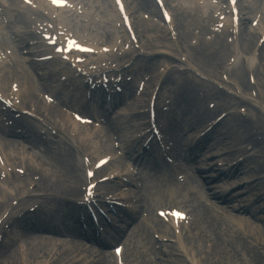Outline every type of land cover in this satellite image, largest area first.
Returning a JSON list of instances; mask_svg holds the SVG:
<instances>
[{
	"label": "rangeland",
	"instance_id": "rangeland-1",
	"mask_svg": "<svg viewBox=\"0 0 264 264\" xmlns=\"http://www.w3.org/2000/svg\"><path fill=\"white\" fill-rule=\"evenodd\" d=\"M148 1L151 2V0H148ZM177 1L176 0H169V2L174 4V5L177 4ZM247 2H249V0L248 1L243 0L242 5L247 4ZM258 2L259 1H257V3ZM260 6L262 7L263 5L261 4ZM139 8H140V5H139ZM257 10H260V9L257 8V9L252 10V13L249 15L254 14V12ZM141 11H143V9H141ZM247 19H248V17H247ZM143 21H145V20L143 19ZM246 26L248 27V23L246 24ZM178 28L180 30L179 42L182 43L180 46L182 49L187 50V49H189V47H187V45L190 43L189 38L192 37V34L190 31H188L186 29L185 24L182 25L181 27H178ZM188 32H190L189 36H187ZM253 32H258V31L256 30ZM153 33H154V35L158 34L159 30H157V29L153 30ZM241 34H242L241 45L244 48V50H242L239 53V58L241 59V62L238 64V66L243 65L247 68L246 63H245V61H247V59L253 65V71L251 70V67H249L246 71H244L242 73L245 82L246 83L248 82V86H247V89H245V92L242 91V89L244 87L240 86L241 83H240V80H239L238 75L236 73V71L238 70V66L233 70V74L235 76L234 75L229 76V83L224 82L222 75L220 76V74H224L228 78L229 69L227 66L225 67V62L232 53L231 47H229V44H228L224 48L223 56L220 57V49L218 48V46L227 43L224 40V37H222L223 43L209 44L205 49H197V47H199V45L192 47V51H189V58H188V62H189L191 67L190 66L185 67V68H189L187 70L191 69L190 70L191 72L187 73L188 75L186 74L188 76L187 82L191 86L194 87V92L196 95H199L202 93L204 94L208 91L209 100L211 99V96H215L216 98L218 96L220 99L219 101L222 105L223 104L227 105V104H225L226 100H224L220 97V94L218 93L219 91L223 95H226V96H231V93L234 92L231 90L232 86H235L236 89L238 88V91H242V96H241L242 99L233 97V100L230 101L231 103L233 101L235 102L234 105H236V106H234V107H236V108H233V106H231V103L227 107L230 111H232V116L230 117V119H229L228 123H226V125H232V124L235 125V127L234 126L232 127L233 130L229 131V132H231V135H232V138H229V139H232L231 142H233V140H234V142L237 141L239 136H236L238 131H235V129H236L237 125H239L238 119L240 118L250 125V133H251V135H256V142H262L264 144V80L257 81V86L255 87V89H252L253 91L252 90L250 91V88L254 87V86H252L248 81L249 79H247V77L251 73H253V75H255V73L258 72V73L264 75V43L258 48V54H257V52L251 51L250 55L247 56V54H249V53L248 52L246 53L245 50L250 51L254 48L255 42H256L259 34L256 33L254 35V38H253L254 43L251 41L252 36H251V34H248L247 30L241 31ZM159 38L162 42L156 43V45H155L156 49H158V50L165 49L177 58L180 57L179 53L184 52V51H180V49L168 48L167 46H169V43H168L169 40L167 39V37H165V38L159 37ZM145 42L147 44H149L148 45L149 48L153 47V45L151 44V42L149 40L145 41ZM194 49H196V51H194ZM192 54H197V55L192 57ZM242 60H245V61H242ZM219 62L221 63V68H216L218 66ZM161 64L162 63H159L158 66H161ZM259 68L261 70H258ZM155 70H158V69H155ZM240 71H242V69H240ZM197 73L211 79L212 81H215L216 83L221 82L222 84H220V83L212 84L209 81L208 82L204 81L197 76ZM263 75H261V76H263ZM173 79L177 80L176 77H174ZM180 81H181V79H180ZM202 83H204V85ZM221 86L225 87V90L222 89ZM254 91L259 94L258 98H256L255 101L248 102V98L251 96V93L253 95ZM217 100L218 99H216L214 101H217ZM239 105H244V107L248 108V110H247L248 115H246V117H243L237 113V106H239ZM188 109H189V106H188ZM53 142L56 145L57 142H60V140L56 142V139H54ZM234 142L232 143L233 146H230V148H231V150H236V151H238L243 145L248 143L247 141H240V142H244V143L235 145ZM76 149H77V152L75 153V155L78 159V163H81L80 154L82 152H88V150L84 147H81V146H78ZM253 160H257V162H261V163L263 162L264 163V158H254ZM45 161H47V160H45ZM253 164H255V162ZM253 164H251V166ZM49 167L52 168L51 166H49ZM56 170H57V167L55 166L53 174L56 173ZM49 171L51 172V170H49ZM58 172L61 174L60 171H58ZM25 203H26V206H29L31 201L26 200ZM151 220H152L151 221L152 223L149 225V227H146L145 229L141 228L140 232L138 233V236L135 237V239H133L131 242H128V247H129V252H130L131 258L133 260L135 259L136 263H140L141 262L140 257H142L144 255V252L146 250H149L150 252L156 251L157 254H159V252L161 250H166V252H168V253L170 252L168 254V256L166 257L168 260L167 263H170V264H186L185 259L183 257V254L179 250L176 249L177 248L176 243H169V242H165V243L157 242L158 244L153 243V241L155 240L153 237V233L154 232L159 233L160 231H158V229L154 228V225L158 223L157 219L154 216H152ZM134 228L135 227H132V230ZM19 234L20 233L17 234V230H15L13 232V235L17 238H18ZM13 235L9 234V236H13ZM226 235H228V232L225 235H223L224 239H227ZM141 236H143V237L147 236V238L142 239ZM8 240H10V238L9 239L7 238V241ZM17 242H19V245L17 247V248H19L18 253H17L18 258L20 260L22 259L25 262L26 260L24 258H25V256H27L26 255L27 254V242L25 239H22L21 241L18 239ZM185 243L188 244L186 242V240H185ZM224 243L225 242H222L217 246L218 248H220L217 250V252H220V255L225 258V260H223L222 264H231L230 261H232V258H233L232 254L234 255L235 258H237V259H234L236 264H254V263L259 264L258 262L260 260H258V262L256 263L255 261H257V260H255L252 257V253L249 254L250 256L246 255L247 252H246L245 245L241 244L238 241L235 242V246L229 242L226 244H224ZM181 245L183 246L184 244H181ZM13 248L16 250V245ZM236 248L238 250H236ZM64 251H60V253H63ZM106 253H110V252L107 251ZM74 255L75 254H73V256ZM82 258H83V255H79L77 257V259H81V260H82ZM106 258H108V257L106 256ZM3 261H5V264H14L15 263L14 255L12 257L11 254L8 255V252H5V254L3 255ZM111 261L114 264L115 260L113 257L111 258ZM260 262H261L260 264H264L263 261H260ZM38 264H51V259L40 258ZM62 264H65V263H62ZM102 264H107L105 262V259L102 260Z\"/></svg>",
	"mask_w": 264,
	"mask_h": 264
},
{
	"label": "bare ground",
	"instance_id": "bare-ground-1",
	"mask_svg": "<svg viewBox=\"0 0 264 264\" xmlns=\"http://www.w3.org/2000/svg\"><path fill=\"white\" fill-rule=\"evenodd\" d=\"M255 1L256 0H249L248 3L253 4V2H255ZM258 1H261V0H258ZM142 5H145V4H142ZM244 9H249V7L244 6ZM18 15H19V13H18ZM19 17H22V16L19 15ZM238 75H239L240 80L244 83L243 76H242L240 71L238 72ZM24 125H27V124H24ZM28 127H29V125H28ZM142 130L146 131L147 129L143 128ZM207 136L209 137L208 134H207ZM30 140H31L33 147H36L37 144L41 145V147L43 148V152L45 154H48L49 156H46L41 151L39 154L40 155L39 157L43 160H47L46 162H48L50 164V166H56L57 170H56V173L54 175L53 174L45 175L43 178L44 186L47 189H49L48 192H50V190H52V193H51L52 198L49 200L52 203V207L48 208L46 210V212H44V214L39 217V222L41 223L40 225H35L33 222H27L25 224L26 226H24L23 233L25 234V237L27 239V251H28L26 254L27 256H25V258H24L26 261L24 262L22 259L20 260L18 258V255H17L18 251L13 248L16 244V241L14 239H11L8 242H6V247L0 249L1 253L8 252V255L11 254L12 257L14 255V260H15L14 264H30V263L35 264V263L39 262V259L41 258V253L46 254V255L48 254V252H47L48 245L57 244L56 241H54L53 239H49V238L41 237V236H31L32 234L27 233V232L34 233V232L40 231L43 227H45V228L48 227L47 218H49L51 216V214L53 212L52 208L57 207V206L59 208V207H61V205L64 202L63 199L59 198L58 196L56 198H54L53 193H65L66 196H68L69 194L72 195L73 190H71L70 188L74 186L73 184H75L77 181H80L82 179V174L80 172V168H79L78 164H75V167H74V169H72V174H71V166L69 164V161L67 160L66 157L57 156L56 151H53L50 149V147H51L50 142H48L46 144V143H44V141L41 138H39L36 135L31 136ZM18 144L19 143H17V141H15V140H12V139L6 140V146L11 148V149L17 148ZM187 144L188 143H185L184 147H186ZM48 145H49V148H48ZM189 145H191V144L189 143ZM197 148H198V145H197ZM58 171H60L61 174ZM71 178H73L72 181L69 180ZM57 195H60V194H57ZM194 195L197 198H203L204 197V194L198 188L195 189ZM217 197H218L217 195L213 196V198H215V199ZM263 200H264V197H262V196H260L259 198H256L252 202L249 198H242V202L250 201L249 204L245 205V206H241L239 204L238 205L239 207L237 209L238 213L233 212L231 214V216L229 217L230 218L229 220L231 221V223H234V225H240L243 221L238 217L240 215H242L241 211H242L243 207L250 209V211H252V212H258L259 214H263V213H261V211H264ZM49 201H47V202H49ZM252 205H254V206L252 207ZM223 212H225V211H223ZM39 214H42V213H39ZM262 216H264V215H262ZM44 217H45V220H43ZM34 221H36V219ZM260 222L262 224H264V217L260 218ZM205 223H208V221H205ZM242 226L245 227L244 224H242ZM242 226H241V228H242ZM209 229L212 232V230H213L212 227L207 226L206 230H209ZM254 230L255 229L253 228L252 230H247V231L254 233L255 236L258 235L257 237L259 239L262 238L264 241V230H261V229H258L256 231H254ZM209 235H212V237H213L212 240L215 242V244L220 243L221 238H220L219 233H217V234L209 233ZM202 237L205 238L206 241L209 242L208 237H206V235H202ZM59 245H61V244H59ZM76 249L85 252V250H83V248L80 245L76 246ZM208 251H206V254H203L202 257L204 259L207 258L208 256L212 255L211 252H208ZM84 252H81V253H84ZM202 253H204V251ZM214 255L216 257L217 254L215 253ZM199 257H200V255L197 258L199 259ZM78 260L79 259H77V258H75L74 260L69 259L68 263L77 264ZM205 261H206L205 263L208 264V260L205 259ZM217 261H219V260H217ZM217 261H215V262H217ZM260 261L264 262L263 256H261ZM260 261H259V264L261 263ZM56 262H57L56 259H54V258L51 259V264H56Z\"/></svg>",
	"mask_w": 264,
	"mask_h": 264
},
{
	"label": "snow or ice",
	"instance_id": "snow-or-ice-1",
	"mask_svg": "<svg viewBox=\"0 0 264 264\" xmlns=\"http://www.w3.org/2000/svg\"><path fill=\"white\" fill-rule=\"evenodd\" d=\"M54 3H63V0H53ZM73 44H75V42H72ZM177 216L182 215L181 213H176ZM119 251V249L117 250Z\"/></svg>",
	"mask_w": 264,
	"mask_h": 264
}]
</instances>
